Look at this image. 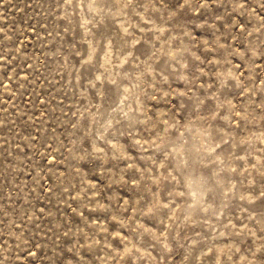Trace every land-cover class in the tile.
Returning a JSON list of instances; mask_svg holds the SVG:
<instances>
[{"label": "rangeland", "instance_id": "obj_1", "mask_svg": "<svg viewBox=\"0 0 264 264\" xmlns=\"http://www.w3.org/2000/svg\"><path fill=\"white\" fill-rule=\"evenodd\" d=\"M0 264H264V0H0Z\"/></svg>", "mask_w": 264, "mask_h": 264}]
</instances>
